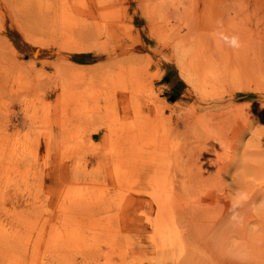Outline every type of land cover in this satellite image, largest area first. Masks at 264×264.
I'll list each match as a JSON object with an SVG mask.
<instances>
[{"label":"rangeland","instance_id":"obj_1","mask_svg":"<svg viewBox=\"0 0 264 264\" xmlns=\"http://www.w3.org/2000/svg\"><path fill=\"white\" fill-rule=\"evenodd\" d=\"M0 264H264V0H0Z\"/></svg>","mask_w":264,"mask_h":264},{"label":"bare ground","instance_id":"obj_2","mask_svg":"<svg viewBox=\"0 0 264 264\" xmlns=\"http://www.w3.org/2000/svg\"><path fill=\"white\" fill-rule=\"evenodd\" d=\"M195 42V41H194ZM187 43V42H186ZM203 47V46H202ZM199 48V47H198ZM200 48H201V46H200ZM204 48V47H203ZM198 50V49H197ZM196 55H195V54ZM204 53V52H203ZM190 54H191V58L190 59H192V62H196V60H203L204 59V57L202 56V53H200L199 52V50L198 51H194V49H192V51L190 52ZM205 55V54H204ZM208 56V55H207ZM210 58H212V57H210ZM207 59V58H206ZM214 60V59H213ZM215 61V60H214ZM205 62H206V60H205ZM207 62H208V60H207ZM216 64V63H215ZM208 66H210V64H208ZM224 84V83H223ZM219 93V92H218ZM10 150H11V148H10ZM10 150H9V152H10ZM8 154V153H7Z\"/></svg>","mask_w":264,"mask_h":264},{"label":"clouds","instance_id":"obj_3","mask_svg":"<svg viewBox=\"0 0 264 264\" xmlns=\"http://www.w3.org/2000/svg\"><path fill=\"white\" fill-rule=\"evenodd\" d=\"M232 43L235 44V39H233Z\"/></svg>","mask_w":264,"mask_h":264},{"label":"crops","instance_id":"obj_4","mask_svg":"<svg viewBox=\"0 0 264 264\" xmlns=\"http://www.w3.org/2000/svg\"><path fill=\"white\" fill-rule=\"evenodd\" d=\"M55 197H57V195H55ZM52 198H54V197H52ZM52 198H51V199H52Z\"/></svg>","mask_w":264,"mask_h":264}]
</instances>
